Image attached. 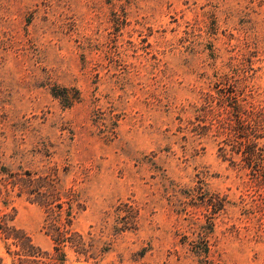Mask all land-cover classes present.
<instances>
[{
	"label": "rangeland",
	"instance_id": "rangeland-1",
	"mask_svg": "<svg viewBox=\"0 0 264 264\" xmlns=\"http://www.w3.org/2000/svg\"><path fill=\"white\" fill-rule=\"evenodd\" d=\"M0 264H264V0H0Z\"/></svg>",
	"mask_w": 264,
	"mask_h": 264
}]
</instances>
